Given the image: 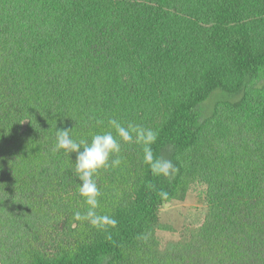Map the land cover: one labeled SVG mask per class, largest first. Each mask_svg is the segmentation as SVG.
Segmentation results:
<instances>
[{
  "label": "trees",
  "instance_id": "1",
  "mask_svg": "<svg viewBox=\"0 0 264 264\" xmlns=\"http://www.w3.org/2000/svg\"><path fill=\"white\" fill-rule=\"evenodd\" d=\"M110 119L156 131L178 172L121 141L96 228L74 219L77 154L53 148ZM196 182L203 224L160 248V208ZM0 264H264V0H0Z\"/></svg>",
  "mask_w": 264,
  "mask_h": 264
},
{
  "label": "clouds",
  "instance_id": "2",
  "mask_svg": "<svg viewBox=\"0 0 264 264\" xmlns=\"http://www.w3.org/2000/svg\"><path fill=\"white\" fill-rule=\"evenodd\" d=\"M108 124L115 130L106 131L92 136L91 143L77 142L71 136V130H56V143L53 151L63 150L66 154L76 153L75 172L80 181L79 195L83 198L87 209L84 213L76 211L74 219L88 221L93 227L104 228L106 225L115 226L116 220L108 215H98L101 192L94 177L101 169L116 168L120 166L121 141L125 143H139L143 145L144 161L150 165L151 171L156 176L174 178L178 169L170 160L155 159L152 145L156 143L158 133L151 129H144L129 124L127 127L116 119H110ZM117 136L120 138L117 139ZM82 149V150H81ZM116 155V159H110ZM167 196V193H164Z\"/></svg>",
  "mask_w": 264,
  "mask_h": 264
},
{
  "label": "rangeland",
  "instance_id": "3",
  "mask_svg": "<svg viewBox=\"0 0 264 264\" xmlns=\"http://www.w3.org/2000/svg\"><path fill=\"white\" fill-rule=\"evenodd\" d=\"M231 99L228 94L216 91L205 104L201 106L202 114L208 115L214 104L221 100ZM207 212L206 187L200 183H191L180 201L164 204L159 210V221L162 226L170 229L156 231L159 247L163 248L170 242L179 241L184 230L198 229L204 222Z\"/></svg>",
  "mask_w": 264,
  "mask_h": 264
}]
</instances>
